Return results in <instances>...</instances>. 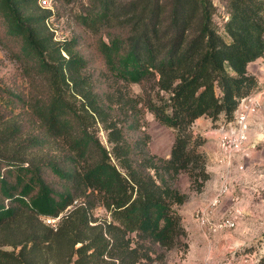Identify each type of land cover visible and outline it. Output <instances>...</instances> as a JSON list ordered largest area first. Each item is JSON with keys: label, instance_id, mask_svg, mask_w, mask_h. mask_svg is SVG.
<instances>
[{"label": "trees", "instance_id": "trees-1", "mask_svg": "<svg viewBox=\"0 0 264 264\" xmlns=\"http://www.w3.org/2000/svg\"><path fill=\"white\" fill-rule=\"evenodd\" d=\"M35 1L0 0L2 36L15 44L34 83L27 92L0 84V102L20 105L25 114L0 132V144L32 122L40 135L17 147L53 138L61 154L35 162L0 159V264H137L149 258L152 243L186 248L176 207L189 192L176 182L185 175L197 193L210 177L198 150L203 139L193 136L191 124L200 116L229 118L256 85L247 64L264 52V0H226L225 35L212 21L211 0H89L81 11L78 22L98 34L112 77L153 79L155 94L143 106L173 130L164 157L126 138L136 110L121 95L94 91L77 38L53 40L50 11ZM96 119L108 131L111 154L88 129ZM76 198L83 204L73 205ZM95 203L109 220L90 224ZM56 217L55 226L43 222Z\"/></svg>", "mask_w": 264, "mask_h": 264}, {"label": "rangeland", "instance_id": "rangeland-1", "mask_svg": "<svg viewBox=\"0 0 264 264\" xmlns=\"http://www.w3.org/2000/svg\"><path fill=\"white\" fill-rule=\"evenodd\" d=\"M88 2L89 0H50V6L45 7L50 11L46 24L53 40L62 42L72 37L77 38L78 44L75 48L87 59L84 74L92 81L94 91L101 95L107 92L110 98L121 95L124 102L128 106H133L137 112L134 117L129 118L131 127L124 130L126 138L130 142L139 140L150 154L167 156L173 140V130L159 123L153 113L143 106V102L153 99L155 94L153 79L144 80L139 84L126 83L112 77L97 48L98 34L90 32L78 22L79 15ZM211 2L214 7L212 21L220 33L225 35L222 25L227 18V2L226 0ZM35 3L38 5L37 0ZM247 71L256 80V85L249 94L259 102V106L250 113L248 119L247 136L252 146L244 153L235 155L227 167L224 162L218 160L217 149V127L223 116L220 115L215 121L200 116L192 122L193 136L203 139L198 150L203 152L206 170L210 174L207 180V187L210 186L207 195L209 197L203 200L201 207L192 212L197 227L185 229L186 237L181 240L187 244L186 248L179 244L165 249L152 243L148 250L149 258L141 259L137 264H264V52L247 64ZM0 84L14 92H27L34 85L33 79L26 75L22 63L16 57L15 44L2 36L1 29ZM74 103L80 105L79 101ZM0 116V132H4L15 123H21L25 114L20 105L15 106L13 103L6 105L0 102ZM120 118L122 122L126 117ZM88 121L89 131L99 138L111 154L113 143L107 140L108 131L99 120ZM35 133H39L35 123L22 125L17 138L4 140L0 144V159L9 158L13 161L24 159L27 162H35L47 157L60 156L57 140L53 138H45L41 144L30 149L17 147L20 141ZM112 161L118 164L113 157ZM207 166H213V169L208 170ZM224 179L228 185L227 192L221 195L214 205H208ZM176 184L181 191H188L189 194L193 192L189 189L188 178L185 175H181ZM83 201V198H76L72 204H83ZM204 209L215 221L221 217H232L234 225L214 232L206 230L196 218ZM89 217L90 224H101L109 220L107 210L99 203H95L89 209ZM47 219L44 218L43 222L55 226L57 218L54 223L47 222ZM60 260H47V264H59ZM41 262L46 261L42 259Z\"/></svg>", "mask_w": 264, "mask_h": 264}, {"label": "built area", "instance_id": "built-area-1", "mask_svg": "<svg viewBox=\"0 0 264 264\" xmlns=\"http://www.w3.org/2000/svg\"><path fill=\"white\" fill-rule=\"evenodd\" d=\"M40 7H49L50 0H37ZM259 106L258 100L253 95H246L239 99L237 107L229 118H222L218 122L217 149L218 160L224 162L228 167L232 158L237 154H242L248 150L252 144L249 142L247 132L250 113ZM228 185L226 179L222 180L213 197L210 198L208 205H214L221 195L226 193ZM57 218V217H56ZM56 218H49L47 222L54 223ZM198 223L206 230L214 232L220 228H227L234 225L232 217H221L212 220L208 212L204 209L196 215Z\"/></svg>", "mask_w": 264, "mask_h": 264}, {"label": "crops", "instance_id": "crops-1", "mask_svg": "<svg viewBox=\"0 0 264 264\" xmlns=\"http://www.w3.org/2000/svg\"><path fill=\"white\" fill-rule=\"evenodd\" d=\"M208 170L213 169V166H207ZM208 181L205 183V186L203 187L202 191L197 193H190L188 199L183 202L182 204L178 205L177 210L179 214L181 215L183 225L185 229L188 228L194 229V227H197V223L195 222L193 218V210L197 207H201L203 200L209 196L208 195V188L207 187Z\"/></svg>", "mask_w": 264, "mask_h": 264}]
</instances>
